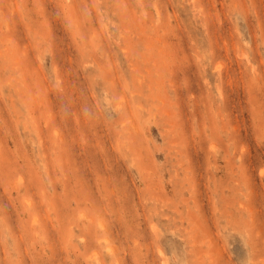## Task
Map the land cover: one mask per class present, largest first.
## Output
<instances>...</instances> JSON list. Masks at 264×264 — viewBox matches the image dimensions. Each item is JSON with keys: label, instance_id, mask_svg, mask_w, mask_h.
Instances as JSON below:
<instances>
[{"label": "rangeland", "instance_id": "obj_1", "mask_svg": "<svg viewBox=\"0 0 264 264\" xmlns=\"http://www.w3.org/2000/svg\"><path fill=\"white\" fill-rule=\"evenodd\" d=\"M0 264H264V0H0Z\"/></svg>", "mask_w": 264, "mask_h": 264}]
</instances>
